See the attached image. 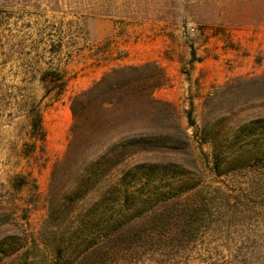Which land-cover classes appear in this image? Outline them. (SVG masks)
Masks as SVG:
<instances>
[{
	"label": "rangeland",
	"instance_id": "374dc122",
	"mask_svg": "<svg viewBox=\"0 0 264 264\" xmlns=\"http://www.w3.org/2000/svg\"><path fill=\"white\" fill-rule=\"evenodd\" d=\"M261 9L264 0H0V243L18 246L21 229L38 236L71 99L111 69L155 63L166 80L153 96L173 105L196 163L198 186L173 206L179 220L193 212L196 233L160 231L156 262L132 264H264V159L226 161L253 130L264 134V22L236 20ZM35 107L46 136L28 153ZM207 139L225 146L220 162Z\"/></svg>",
	"mask_w": 264,
	"mask_h": 264
},
{
	"label": "trees",
	"instance_id": "16d2710c",
	"mask_svg": "<svg viewBox=\"0 0 264 264\" xmlns=\"http://www.w3.org/2000/svg\"><path fill=\"white\" fill-rule=\"evenodd\" d=\"M236 20L257 24L264 22V14L261 9ZM165 80L155 63L115 68L71 99L70 138L51 172L38 236L21 229L25 237L15 247L6 237L0 264H123L127 257L129 264L155 263L165 238L160 231L180 233L186 227L196 233L188 213L179 220L173 207L199 183L190 176L196 163L173 105L153 96ZM257 119L264 123V116ZM30 134L28 153L45 141L38 107L32 111ZM247 138L246 150L224 159L232 168L264 159V134L253 130ZM212 140L217 163L225 146L217 149ZM25 184L21 176L13 187ZM145 247L153 251L150 258L140 257Z\"/></svg>",
	"mask_w": 264,
	"mask_h": 264
}]
</instances>
